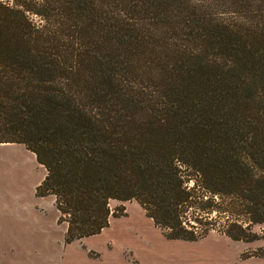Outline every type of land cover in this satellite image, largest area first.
Here are the masks:
<instances>
[{
	"label": "trees",
	"instance_id": "obj_1",
	"mask_svg": "<svg viewBox=\"0 0 264 264\" xmlns=\"http://www.w3.org/2000/svg\"><path fill=\"white\" fill-rule=\"evenodd\" d=\"M0 143L43 165L67 243L123 214L113 199L168 239L212 212L258 239L264 0H0Z\"/></svg>",
	"mask_w": 264,
	"mask_h": 264
},
{
	"label": "rangeland",
	"instance_id": "obj_2",
	"mask_svg": "<svg viewBox=\"0 0 264 264\" xmlns=\"http://www.w3.org/2000/svg\"><path fill=\"white\" fill-rule=\"evenodd\" d=\"M44 175L43 165L23 144L0 143V193L3 203H19L30 210L34 208L33 213L24 214L20 211V216L30 220L43 219L47 223L50 222L52 236H55L58 233L55 228L58 212L54 205V197L40 196L36 193V187L41 183ZM109 206L112 211H117L123 206L125 211L121 215L111 217L109 225L100 233L83 239L78 249H82L89 256L110 251L122 256L125 264H225L226 260L231 262L240 249L237 256L242 258V253H255L259 248H264V221L251 225V231L258 234V239L249 242L233 241L227 247L226 259L223 261L222 257H220L222 260H218L219 252L209 251L210 243H215L211 240V237H214L212 235L222 234L225 230L227 222L223 214L212 212L207 221L202 219L206 222L205 225L196 224L201 231H208L206 237L203 236L195 241L169 240L164 236L163 230L145 214L136 200L113 199L109 201ZM191 212L192 210H188L187 215L191 216ZM18 214L17 216L20 217ZM38 227L35 226L36 236L40 235ZM261 263L245 262V264ZM231 264H243V262L236 261Z\"/></svg>",
	"mask_w": 264,
	"mask_h": 264
},
{
	"label": "crops",
	"instance_id": "obj_3",
	"mask_svg": "<svg viewBox=\"0 0 264 264\" xmlns=\"http://www.w3.org/2000/svg\"><path fill=\"white\" fill-rule=\"evenodd\" d=\"M1 196L0 193V264H125L122 256L110 251L89 256L82 249H78L85 237L69 243L65 242L67 230L65 223H58L56 220L55 228L58 233L52 236L50 222L47 223L43 219L30 220L20 216V211L24 214L33 213L34 208L30 210L19 203H3ZM36 225L39 226V236H36ZM212 236L214 237H211V240L215 243H210L209 251L219 252L218 260L224 261L227 247L236 240L223 233H214ZM240 251L231 262L226 260L224 263L231 264L236 261L243 264L247 261L264 263V258L257 256L239 258L237 255Z\"/></svg>",
	"mask_w": 264,
	"mask_h": 264
}]
</instances>
